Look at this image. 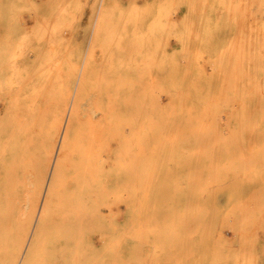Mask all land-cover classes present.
I'll return each instance as SVG.
<instances>
[{
    "label": "rangeland",
    "instance_id": "1",
    "mask_svg": "<svg viewBox=\"0 0 264 264\" xmlns=\"http://www.w3.org/2000/svg\"><path fill=\"white\" fill-rule=\"evenodd\" d=\"M81 63L35 264H264V0H0V260Z\"/></svg>",
    "mask_w": 264,
    "mask_h": 264
},
{
    "label": "bare ground",
    "instance_id": "2",
    "mask_svg": "<svg viewBox=\"0 0 264 264\" xmlns=\"http://www.w3.org/2000/svg\"><path fill=\"white\" fill-rule=\"evenodd\" d=\"M97 18L98 13L93 14L89 23L86 24V30H84L86 31V40L83 43V62L86 61L87 55L92 51L94 44L93 32L96 27ZM86 47L87 51L85 50ZM82 63L75 69L74 76L68 80L69 105L62 111L61 117L56 124H53L52 128L47 132L45 142L46 160L43 161L40 154L36 158V168H42V172H37L34 175L28 173L29 175L23 178L22 200L11 230L8 228V235L11 234L12 236L13 256L11 260L8 257L0 260V264H35L39 252L43 247L53 214L57 187L63 175L65 159L70 152L73 129L79 121L81 108L88 101L85 97L93 85V80L88 77V70ZM74 86L75 91L71 93ZM120 90L124 93L126 88L123 86ZM122 102H124V98ZM122 114L126 115L124 112ZM5 192L7 193V191ZM7 201L6 205L4 202L0 205V233L3 226L2 215L9 213ZM0 202H2V199H0ZM64 248L66 247H61L59 249L60 252ZM56 264H63V259L57 258Z\"/></svg>",
    "mask_w": 264,
    "mask_h": 264
}]
</instances>
